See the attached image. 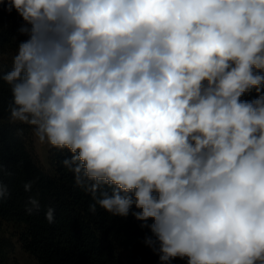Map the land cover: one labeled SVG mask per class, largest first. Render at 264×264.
Listing matches in <instances>:
<instances>
[{"label":"clouds","instance_id":"9594fccd","mask_svg":"<svg viewBox=\"0 0 264 264\" xmlns=\"http://www.w3.org/2000/svg\"><path fill=\"white\" fill-rule=\"evenodd\" d=\"M0 4L26 37L0 54L8 123L71 154L91 212H131L159 264H264V0Z\"/></svg>","mask_w":264,"mask_h":264},{"label":"trees","instance_id":"16d2710c","mask_svg":"<svg viewBox=\"0 0 264 264\" xmlns=\"http://www.w3.org/2000/svg\"><path fill=\"white\" fill-rule=\"evenodd\" d=\"M23 24L15 10L9 13L6 5L0 4V53L16 49V43L23 40L18 32ZM256 96L253 89L241 99ZM10 98L8 85L0 81V182L9 192L0 201V220L11 225L21 246L39 264H159L158 255L144 242L151 235L148 228L141 227L144 222L131 212L125 218L99 207L95 213L89 210L93 203L90 194L75 186L73 173L62 164L70 158L69 152L52 148L50 171L37 162L27 142L32 130L8 123ZM21 128L23 133L18 134ZM29 181L32 189L26 192L24 184ZM30 198L40 204L39 211L32 214L26 211ZM49 207L55 210L51 224L45 218ZM131 211L139 209L133 206ZM10 247V238L0 229V264H8ZM172 264L187 262L177 258Z\"/></svg>","mask_w":264,"mask_h":264},{"label":"rangeland","instance_id":"374dc122","mask_svg":"<svg viewBox=\"0 0 264 264\" xmlns=\"http://www.w3.org/2000/svg\"><path fill=\"white\" fill-rule=\"evenodd\" d=\"M24 39H26L25 36H23V40ZM15 51L16 49L7 53H0L2 54L3 68L11 65V58L15 54ZM27 142L37 162L45 170L50 171L49 157L51 155L52 148L46 144L38 143L32 133L29 134ZM0 229L10 238L11 242L8 264H39L36 258L21 246L17 236L14 234L15 231L7 221L0 220Z\"/></svg>","mask_w":264,"mask_h":264}]
</instances>
